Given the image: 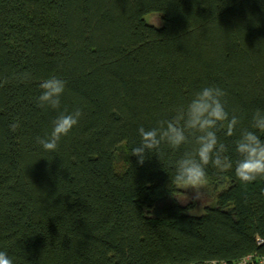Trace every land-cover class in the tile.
<instances>
[{
    "label": "trees",
    "instance_id": "16d2710c",
    "mask_svg": "<svg viewBox=\"0 0 264 264\" xmlns=\"http://www.w3.org/2000/svg\"><path fill=\"white\" fill-rule=\"evenodd\" d=\"M152 13L160 27L144 21ZM50 76L66 82L60 110L37 107ZM206 86L226 93L240 123L232 137L217 131L233 167H207L208 182L227 186L194 217L173 199L175 162L195 150L194 134L143 165L131 150L140 127ZM76 108L77 126L44 151L36 138ZM257 109L264 0H0V250L14 264H258L264 178L244 183L234 171V141Z\"/></svg>",
    "mask_w": 264,
    "mask_h": 264
},
{
    "label": "clouds",
    "instance_id": "9594fccd",
    "mask_svg": "<svg viewBox=\"0 0 264 264\" xmlns=\"http://www.w3.org/2000/svg\"><path fill=\"white\" fill-rule=\"evenodd\" d=\"M66 82L57 76H50L40 84V95L37 107L60 110L61 97L65 92ZM226 93L219 87L206 86L195 92L186 105L178 107L169 119L161 120L156 127L138 129L140 142L131 150V156L137 157V163L143 165L148 153L162 155L161 147L166 145L178 150L188 144L189 133L194 134V151H185L175 162L173 182L192 189V199H200V188L207 183V167L211 165L220 172L233 167L232 160L225 155L228 147L219 142L217 131L225 129V135L236 134L239 118L225 110L223 98ZM83 113L76 108L60 111L52 121V130L44 137H37L36 143L46 152H55L63 137H66L77 126ZM19 122L10 124L15 132ZM264 132V111L257 109L251 118L250 127L239 133L234 141L235 176L244 183H252L264 178V140L257 134ZM0 264H14L6 251L0 250Z\"/></svg>",
    "mask_w": 264,
    "mask_h": 264
},
{
    "label": "rangeland",
    "instance_id": "374dc122",
    "mask_svg": "<svg viewBox=\"0 0 264 264\" xmlns=\"http://www.w3.org/2000/svg\"><path fill=\"white\" fill-rule=\"evenodd\" d=\"M144 21L153 27H160L162 24L161 15L157 13L148 14L144 17ZM226 184L223 186L215 185L207 181L200 188V199L193 200L192 189L178 185V192L175 194L173 199L183 207H188L186 214L194 217H199L204 214L206 208L212 207L215 204L216 195L223 189L226 188Z\"/></svg>",
    "mask_w": 264,
    "mask_h": 264
},
{
    "label": "built area",
    "instance_id": "2783aa9c",
    "mask_svg": "<svg viewBox=\"0 0 264 264\" xmlns=\"http://www.w3.org/2000/svg\"><path fill=\"white\" fill-rule=\"evenodd\" d=\"M261 243V241H257V244H260ZM251 260H252V258H251V256H247V257H245V258H243L242 260H240L238 263H236V264H248V263H251ZM211 264H215V263H211ZM224 264V263H223ZM258 264H264V258L263 259H260L259 261H258Z\"/></svg>",
    "mask_w": 264,
    "mask_h": 264
}]
</instances>
